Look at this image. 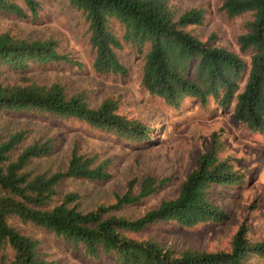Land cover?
Returning a JSON list of instances; mask_svg holds the SVG:
<instances>
[{
  "label": "trees",
  "instance_id": "trees-1",
  "mask_svg": "<svg viewBox=\"0 0 264 264\" xmlns=\"http://www.w3.org/2000/svg\"><path fill=\"white\" fill-rule=\"evenodd\" d=\"M0 0V12L27 17L37 13L39 0ZM87 24V42L93 53L96 73L124 75L128 66L118 56L124 44L142 54L141 84L151 94L178 107L186 96L202 104L213 98L223 108L232 107V117L253 133L264 132V0H224L227 16L250 13L248 30L238 36L240 54L200 39L186 27L204 19V9L190 7L176 14L169 0H69ZM72 60L60 53L52 37L18 38L0 32V72L25 73L33 65ZM34 108L75 118L93 127L110 131L135 145L151 139L148 127L118 111L115 99L107 97L91 107L82 94L67 95L57 81L42 84L0 80V111ZM24 131L0 135V263L7 252L8 264H52L39 251V238L28 235L11 222L34 224L96 259L112 257L114 264H264V235L254 239L247 221L234 232L229 250H179L157 238L136 234L161 222L192 226L199 222L223 223L227 212L210 198L214 184L239 185L246 173L234 167L230 157L220 158L221 143L214 134L209 147L196 159L174 196L161 199L136 217L116 210L139 205L165 184V179L144 175L130 179L127 189L114 192L113 200L87 211L77 208L78 195L65 192L55 203L64 178L105 182L111 178V158L99 163L72 148L64 171L28 169L32 158L50 154L52 137L35 139L19 150ZM19 150L16 154L15 151ZM129 233L133 235H129Z\"/></svg>",
  "mask_w": 264,
  "mask_h": 264
},
{
  "label": "rangeland",
  "instance_id": "rangeland-1",
  "mask_svg": "<svg viewBox=\"0 0 264 264\" xmlns=\"http://www.w3.org/2000/svg\"><path fill=\"white\" fill-rule=\"evenodd\" d=\"M15 1L24 6L23 0ZM223 1L169 0L176 14L190 7L203 8V21L186 28L200 39L212 37V44L242 55L248 63V55L240 54L236 39L248 30L252 16L248 12L227 16L220 8ZM39 2L37 13L27 9L25 18L0 12V32H9L20 39L52 37L58 51L69 55L72 62L36 64L25 73L0 72V80H34L42 84L57 81L67 95L82 94L91 107L98 106L107 97L113 98L119 112L146 125L151 135L149 141L139 146L79 119H61L34 108L0 111L1 136L18 129L24 131L19 150L35 139L53 138V151L32 158L28 169L48 173L56 169L64 171L74 147L79 153L95 158L96 163L111 158L110 179L92 182L64 178L49 204L58 201L65 192H74L78 195L77 208L87 211L111 202L113 193L127 189L131 178L139 179L148 174L159 180L165 179V184L139 205L127 204L116 210L136 217L161 199L175 195L215 134L221 143L219 157L232 158L234 167L246 173L242 184H214L210 190L211 200L227 212L229 219L223 223L206 221L184 227L175 222H161L134 236L157 238L179 250H229L234 232L241 222L247 221L250 236L260 239L264 235V132L248 130L233 119L232 107L223 108L211 97L202 104L198 97L186 96L178 107H172L163 98L151 95L141 84L142 54L136 53L128 44L118 50L119 58L128 66L126 74L96 73L83 17L71 7L69 0ZM11 222L22 232L39 238L38 249L46 259L54 262L52 264H114L112 257L100 255L93 259L81 248L73 249L53 233L34 224H22L17 219ZM11 257V251L7 250L0 264H8Z\"/></svg>",
  "mask_w": 264,
  "mask_h": 264
}]
</instances>
